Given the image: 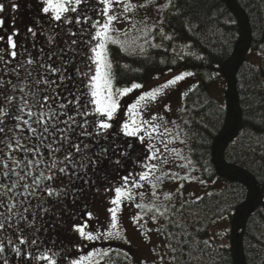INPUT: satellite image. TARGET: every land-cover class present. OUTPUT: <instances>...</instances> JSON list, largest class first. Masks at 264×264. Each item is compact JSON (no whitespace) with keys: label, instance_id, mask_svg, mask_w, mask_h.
<instances>
[{"label":"snow or ice","instance_id":"snow-or-ice-1","mask_svg":"<svg viewBox=\"0 0 264 264\" xmlns=\"http://www.w3.org/2000/svg\"><path fill=\"white\" fill-rule=\"evenodd\" d=\"M84 5L89 0H37L35 27L27 28L22 43L16 40L18 29L0 35V257L10 250L22 264H58V253L40 236L49 231L44 217L54 214L56 204L70 198L75 205L93 189L112 194L106 222L90 226L92 212L85 211L79 222L72 213L70 230L80 254L68 257L70 264H105L114 250L95 247V242L123 239L120 217L126 207L139 210L131 222L142 230L148 219L157 224L162 219L179 229V238L164 226L146 230L163 235L173 253V244L182 249L192 242L176 217L202 197L182 199L179 207L175 200L184 196L185 182L196 180L191 173L197 169L181 147L173 146L188 144L186 127L191 122L183 116L180 122L169 120L156 107L167 89L195 74L185 71L158 87L137 91L144 88L142 83H118L120 66L114 63V49L136 55L145 52V45L161 47L153 43L157 28L163 40L173 39L164 32L162 15L155 23L147 15L137 19L140 10L152 6L162 13L172 0L163 5L156 0H94ZM17 7L12 4L13 11ZM4 11L0 3V13ZM4 26L0 18V28ZM133 93L122 111L121 101ZM171 110L163 105V113ZM173 165L187 171L181 175ZM166 182L178 183L175 192L164 191ZM157 256L162 264L164 255ZM175 260L173 255L170 264ZM2 264H9L6 257Z\"/></svg>","mask_w":264,"mask_h":264},{"label":"trees","instance_id":"trees-1","mask_svg":"<svg viewBox=\"0 0 264 264\" xmlns=\"http://www.w3.org/2000/svg\"><path fill=\"white\" fill-rule=\"evenodd\" d=\"M165 26L173 39L190 44L178 56L171 53L170 40L136 55L114 49L117 81L144 83L179 67L193 72L198 87L188 92L182 107L187 111H181L191 122L189 155L204 180L227 182L176 217L191 233V244L182 249L173 244L175 253L167 248L176 256L174 264H264V54L258 68L244 58L246 48L263 50L264 0H172ZM217 71L226 79L223 106L209 94ZM224 217L230 230L220 246L209 231ZM162 226L179 238V229L166 221ZM119 264L127 262L119 258Z\"/></svg>","mask_w":264,"mask_h":264},{"label":"rangeland","instance_id":"rangeland-1","mask_svg":"<svg viewBox=\"0 0 264 264\" xmlns=\"http://www.w3.org/2000/svg\"><path fill=\"white\" fill-rule=\"evenodd\" d=\"M30 2L34 5V8L37 9V0H30ZM167 3V0H156V4L163 5ZM94 4V0H89V5H84L82 7H89ZM171 11V6L166 8L162 13L158 12L155 6L149 7L146 11L140 10L137 19H143L145 15L149 17V23L157 22L161 15L163 16L164 23L162 27L164 28V32L172 36L171 31L165 26V16ZM19 27H25L24 22H19L17 24ZM126 27V25H124ZM159 28H157V32L154 33L155 40L153 43H160L163 39L158 34ZM133 36L138 35L136 33H132ZM67 38V37H65ZM167 41V40H165ZM171 53L174 55H179L180 51L186 48L190 41L187 39H171ZM137 43H143L142 40H138ZM145 49L148 48L147 45L144 46ZM173 49L175 51H173ZM264 54L263 50H251L246 48L244 51L245 60L253 67L258 68L260 66V62L262 56ZM185 72L180 67L176 69H168L162 72L160 75L150 77L146 82L142 83L144 88L137 91H144L151 88L158 87L164 84L166 81L172 79L174 76L179 75L180 73ZM197 83V77L194 75L192 77H186L184 81L178 82V84L172 88L166 90V95H164L159 105H157L156 110L164 115L169 120H177L180 122L181 118V109L183 107L184 98H182V94L184 92H189V89H192L194 85ZM226 90V79L225 75L222 71H217L216 76L212 82L209 84V94L210 96L220 105L225 104L224 92ZM135 93L130 94L125 97L122 101V111L123 106L127 103H131ZM168 104L171 107V112L163 113V105ZM173 146L181 147L183 150V154L189 156L188 144L187 145H179L175 144ZM139 148L135 149V152H138ZM176 163H180V161H176ZM196 168V166H195ZM197 169V168H196ZM173 171L180 172L183 175L187 170L180 169L173 165ZM114 175V174H113ZM192 176L196 177L195 181L185 182V186L182 189L184 196L179 197L175 200L177 207H179L180 200H193L196 196H202L203 194H207L213 191H218L226 187L227 182L220 178L216 177L212 180H204L200 172L194 171L191 173ZM204 180L206 183L201 184L198 181ZM178 187V183L166 182L164 185V191H172L175 192ZM191 194V195H190ZM111 193H104L101 190L100 193H96L95 190L92 191L88 196V203L86 211H90L93 213L94 221H97L99 224H105V215H106V207L108 206V198L111 196ZM264 198V193H263ZM145 203L148 202L147 198ZM139 210L134 207H126L120 217L122 232L121 235L123 239H112L105 240L108 242H113L114 245L107 247L106 249L114 250L112 254L105 259V264H114L112 258L116 259L115 264H119V258H123L126 260L127 264H161L158 259L157 253L164 255V260L162 264H170L171 261V253L169 249L166 247V244L163 240V235L159 234L157 231H146L147 229H156L159 226H162L164 220H160L159 224L152 222L148 219L147 224L145 225V229L142 230L138 228L131 222V217L135 215ZM144 215V213H141ZM147 219V216H145ZM230 230L229 221L226 217L216 220L210 228L209 238L216 245H226L227 239L225 235ZM155 250V251H154Z\"/></svg>","mask_w":264,"mask_h":264},{"label":"flooded vegetation","instance_id":"flooded-vegetation-1","mask_svg":"<svg viewBox=\"0 0 264 264\" xmlns=\"http://www.w3.org/2000/svg\"><path fill=\"white\" fill-rule=\"evenodd\" d=\"M0 3L5 4V11L0 13V18L5 20V26L0 28V35L10 34L13 29H18L20 35L16 37L18 43H22L24 41V35L29 26L35 27V20L37 17V9L34 8V5L30 2V0H0ZM16 3L18 5L15 11L12 10V4ZM24 22L25 27H19L17 24L19 22ZM42 42V40H41ZM61 46H63L61 42ZM0 47H4V44L0 42ZM11 121H9V124ZM94 191V189L92 190ZM88 192L84 195L81 201H77L75 205L71 202V199H66L63 203H58L53 208L52 216H45L44 219L49 221L47 227L49 231L47 234L41 232L40 236L43 238L44 245L48 248H51L53 251L58 253L57 260L58 264H70L68 257H75L80 253H77L74 245L77 242V237L71 232V225L74 223L72 218V213H76L77 221L79 222V217L83 215V213L87 209L88 196L92 192ZM86 205V208L84 207ZM86 219V217H85ZM90 226H103L99 224L97 221H90ZM103 230V227H101ZM52 241H55L54 243ZM114 245L113 242H108L105 240H100L95 242V247L98 248H107L109 246ZM92 245H89L88 248L84 249L86 253L90 250ZM34 251V249L32 250ZM7 258L9 264H22L21 260L15 257V254L10 250H6L3 254V257H0V264H2L3 258ZM64 257L61 261L60 258ZM40 264H45V262L41 261Z\"/></svg>","mask_w":264,"mask_h":264}]
</instances>
